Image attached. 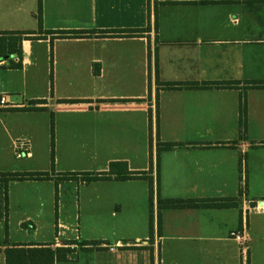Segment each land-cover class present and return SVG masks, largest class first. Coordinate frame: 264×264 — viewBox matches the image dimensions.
<instances>
[{
	"label": "crops",
	"instance_id": "obj_1",
	"mask_svg": "<svg viewBox=\"0 0 264 264\" xmlns=\"http://www.w3.org/2000/svg\"><path fill=\"white\" fill-rule=\"evenodd\" d=\"M210 1L40 0L39 22L38 0H0V33L148 28L22 39L21 68L0 61V264L6 249L71 241L86 245L54 264H264V0ZM113 162L150 177L151 204L146 180L56 182ZM242 228L240 245L228 234Z\"/></svg>",
	"mask_w": 264,
	"mask_h": 264
},
{
	"label": "trees",
	"instance_id": "obj_2",
	"mask_svg": "<svg viewBox=\"0 0 264 264\" xmlns=\"http://www.w3.org/2000/svg\"><path fill=\"white\" fill-rule=\"evenodd\" d=\"M201 3H211L210 0H199ZM37 19L41 20V2L38 0ZM146 29H135V30H87V31H46L39 33L36 32H3L0 33V61L5 59L7 56H15L18 59L16 64H11L10 67L13 69L21 68V41L22 39L34 40L41 38L40 35L50 36V42L52 43L55 39H80V38H127V37H141L146 33ZM150 57V56H149ZM166 89H179L181 87H199L195 84H161ZM208 86H221L228 84H206ZM261 84L251 83L250 87L260 88ZM202 87V86H201ZM36 102H33V104ZM61 103H75L71 101ZM241 113L245 114V106L241 108ZM244 132L246 129L245 123L242 126ZM53 120L51 119V165L53 167ZM171 144H165L164 147L168 149ZM162 146H158V151H161ZM10 180H48V174H9L7 175ZM77 181L81 184H89L97 181H126V180H146L149 182V203L152 202L153 186L152 180L146 173H132L129 172L127 164L124 162H113L108 166V170L100 174L92 173H68L60 174L57 179V183L60 181ZM57 185V184H56ZM226 205L215 203L212 201L204 200H189L187 202L183 200H160L158 198L159 209H182L197 208V207H225ZM152 221V217H150ZM83 246L85 242L71 241L65 247L56 248L52 250L48 246H40L38 248H13L6 249L4 251L6 257V264H54L55 262H67L69 256L75 251L71 249V246Z\"/></svg>",
	"mask_w": 264,
	"mask_h": 264
},
{
	"label": "built area",
	"instance_id": "obj_3",
	"mask_svg": "<svg viewBox=\"0 0 264 264\" xmlns=\"http://www.w3.org/2000/svg\"><path fill=\"white\" fill-rule=\"evenodd\" d=\"M10 105L11 104L9 103L7 96L0 94V109L8 108ZM16 146L17 156L21 157V153L26 151L28 143L21 141L18 142ZM228 237L236 240L240 245H242L245 237V230L242 228L241 230L231 231L229 232Z\"/></svg>",
	"mask_w": 264,
	"mask_h": 264
},
{
	"label": "rangeland",
	"instance_id": "obj_4",
	"mask_svg": "<svg viewBox=\"0 0 264 264\" xmlns=\"http://www.w3.org/2000/svg\"><path fill=\"white\" fill-rule=\"evenodd\" d=\"M92 174H94V173H92ZM73 187H75V186H72L71 187V190H72V193H74L73 195L75 196L76 194H77V188H79L80 186H76V189L74 190V188ZM71 192V191H70ZM66 195H68V197L70 196V194H69V192H66ZM74 250H75V252H77V251H81L82 249L81 248H79V247H77V248H74ZM109 250V249H108ZM120 261V260H119ZM130 259L128 258V257H122V262H125V263H128V264H130Z\"/></svg>",
	"mask_w": 264,
	"mask_h": 264
}]
</instances>
